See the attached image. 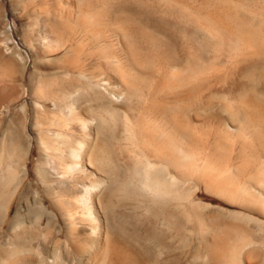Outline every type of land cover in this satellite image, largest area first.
Wrapping results in <instances>:
<instances>
[{
	"label": "rangeland",
	"instance_id": "1",
	"mask_svg": "<svg viewBox=\"0 0 264 264\" xmlns=\"http://www.w3.org/2000/svg\"><path fill=\"white\" fill-rule=\"evenodd\" d=\"M67 1H73L76 6L73 21L67 26L68 30L74 33L69 35L65 32L61 35L53 29L57 24L55 19L69 10ZM124 1L0 0V145L4 148V158L12 138H19L24 147V151L22 148L19 154L22 157L14 160L18 170L16 172L19 173V178L14 181L16 183L3 177L6 169L5 159L0 162V172L1 169L3 171L0 173V193H10L6 194L4 206L0 205V264H4L2 260L5 253L15 247H18L21 254L31 257L35 264H88L91 259L92 264L93 256L98 252L96 241L99 229V232L103 229L107 232V243L109 242L108 251L102 260L104 264H227L231 261H227L225 257L216 258L211 255L208 244L226 238L225 232L229 225L248 229L252 239L250 248L260 249L257 251L258 255L260 254L258 259H262L260 262L264 264V226L259 228L254 221L242 217L250 214L239 205L229 203L203 189L196 181L200 173L197 171L201 166L200 160L193 162L197 164L194 165L195 168L193 164H188L187 168H190L191 174L187 173L189 168L188 171H175L173 167L156 158L149 160L151 164H156L155 171L153 168L147 169L146 161L139 153L141 142L136 138L141 137L136 133L140 129L138 121L140 122V117L146 112L144 109H148L155 98L159 101L170 99L168 105L172 102L173 106L166 108L174 115H182V103L179 99L183 88H188L191 96L189 115L194 117L199 113L200 116L196 117L205 120L208 113L211 112L208 115H212L216 112L225 121L232 120L231 123L235 125L243 122L237 90L240 91L245 85L256 89L264 87V66L253 69L254 71L249 69L255 59L262 61L264 56L254 55V60L246 58V51H254L255 48L248 50L239 38L243 36V32L245 35L248 31L250 34V30L252 33L255 31L257 34L253 36L251 33V36L255 41L259 39L258 45H262L264 49V0H126L134 3L132 8L141 6L145 14L169 19L176 28L179 43H183L182 24H189L187 27L190 38L187 45L182 50L176 48V53L190 56V79L186 87L181 83V78L184 82L185 74L184 77H176V80L171 76L170 80V76L161 69L159 59L168 58L171 54L166 34L149 28L146 31L145 27V38L139 37L134 39L138 40L137 42L133 41V45L136 44L135 49L133 48V58L135 55L140 57L134 59L136 65L141 61L139 67L143 66L144 59L143 68L154 74L155 81L150 78H135L131 73H125L119 78L116 87H106L98 81L99 77H102L101 64L108 63L114 68L120 66L121 60V66L127 67L130 60L114 57L119 54L117 45H113L112 49L105 48L104 42H95L91 37L104 35L105 38V16L113 13L121 17L125 12L120 11ZM82 8H85L84 11ZM213 9H218V14L221 13L217 15ZM209 14L210 16L205 17ZM226 14L232 17L229 19ZM76 18L83 24L87 23L84 29L74 25L77 23ZM207 18L212 20L211 23ZM217 22L222 25L221 28ZM227 26L234 33L228 32L231 37L227 36V32L221 33ZM237 26L241 30L237 29ZM103 27L105 29H102ZM257 35L261 37L258 38ZM104 52H107L105 56ZM138 59L140 61H137ZM158 66L163 73L157 70ZM246 78L248 80L245 82ZM159 80L161 82L158 83ZM162 80L168 81L165 82L166 87L169 84L176 85H169L167 90L165 87L164 91L159 93L164 83ZM173 98H178L177 102ZM231 112L235 113L236 117L240 115L239 118H236L235 114L231 115ZM223 114L229 115L225 117ZM205 121L207 125L215 123L214 120L209 123L208 120ZM132 128L136 131H132ZM93 138H97V144ZM91 143L95 144L94 147L90 146ZM70 149L76 151L75 157H71ZM89 152L93 153L92 155L96 153L95 157L92 156L94 159L87 158ZM69 165L77 167L69 170ZM141 165L142 168L145 167L143 170ZM162 166L165 170L168 169L166 173L169 174L166 176L168 183L173 182L171 187V184L165 183L166 179H163L166 176L162 174ZM158 167L160 170H157ZM144 171H149L148 178L145 177ZM173 177L176 178L175 184ZM158 180L160 183L164 180L167 186L164 183L156 184ZM128 181L138 193L133 200V197H128L122 187L120 188V185ZM85 188L91 190L86 197V203L91 204L89 206L88 203L84 206V202H80L79 198L84 194ZM18 214L19 222L12 226V219L18 218ZM70 214L71 223L67 220ZM22 217L23 221L20 220ZM115 227L125 229V233L121 234ZM126 228L129 230L128 235L135 232L136 242L127 241ZM232 237V244L240 243V234L234 233Z\"/></svg>",
	"mask_w": 264,
	"mask_h": 264
},
{
	"label": "bare ground",
	"instance_id": "2",
	"mask_svg": "<svg viewBox=\"0 0 264 264\" xmlns=\"http://www.w3.org/2000/svg\"><path fill=\"white\" fill-rule=\"evenodd\" d=\"M67 2L69 3V1H67ZM121 3L122 2H120V4ZM123 3H122V6H121L122 10L120 9V11L123 12V10H124L125 12H123L124 14L121 17L119 15H113V13H111L112 15L109 13L108 15L105 16L104 21L106 23L105 25H106V32H107V35H105V38L103 37L104 35L102 37H100L99 35L98 36L95 35V38H93L91 36L90 37L92 38L91 40H94L95 42L96 41L98 43H100V42L103 43L104 42L103 44L105 45V48L108 47L110 49L111 47H113V45H117L118 48H119V51L117 50L119 52V54L118 55H114V57L118 56V57H115V58H121L123 60H124V58L127 59V60L129 59L130 60V62L128 61L129 62V66H127V67L121 66V63H120L121 60L120 59H119L120 60L119 61V65L120 66L119 67H114L113 68L108 63L101 64V66H103L101 68H103V69H102V72H101L100 76H102V77H99L98 81L101 82L102 83L101 85H103V86L111 87V85L112 86L114 85V87H116L117 83L119 82V78L123 77L125 75V73H131L135 78L136 77L137 78L140 77V78H143V79L150 78L151 80L154 78L153 77L154 74L151 71L149 72V71L144 70V68H145V66H144L145 62L143 61L144 59L142 60L143 66H141L142 67L141 68V67H139L141 65L140 64L141 61L139 60L140 57L139 56L137 57L135 55L134 56L135 58H133V55H134V52H135V51L133 52V50L135 49L134 47L136 46V44H135V46L133 45V41L137 42L138 40L135 41L134 39H137L139 37H142V38L144 37V34H145L144 30H145V27H146V31H147V28H149V29H151L153 31L160 32L161 34H166L165 36L168 39L167 42H169V46H170V49H171V54H170V56L168 58H163V57H161V55H159V57H161V58H159V59H161V62H160L161 69L165 72V74L168 75V77L169 76H170V78H171V76L175 77V79L173 78L174 80H176V77H180V78L182 76L184 77V74H185V78L183 79L184 82H182V78H181V83L182 84L184 83L183 85H185V87H186V85L188 84V81L190 79L189 78V73L191 71V65H190L191 63L189 62L190 56H187L184 53L183 54L181 53L180 55H178L176 53V48H178V49L180 48L182 50V48H184V46L187 45L186 43H187V41L190 38V31H189V29L187 27V25H189V24H186V23L182 24L183 25L182 26V28H183V34H182L183 39H182V42L183 43H179L178 36L175 33V29L176 28L174 27V24H172L170 22L169 19L166 18L168 20L167 21V20H165V18L163 16L156 17V16L145 14L144 12H142L143 10L141 9V6H139V5L135 6V7L133 6L134 8H132V5L134 4L133 2L131 3L130 1L128 2V1L125 0ZM183 6H185L184 3H183ZM67 7L69 8V10L68 11L66 10L67 12L64 15L62 14V16L59 13L60 16L57 19H55V20H57V24L55 25V29H53V30L55 32H57L58 34H61V35H62V33H65V32L70 35L73 32L72 30H68L67 26H68V24L71 21H73V12L75 11L76 6H75V3L72 1V2L69 3V6H67ZM188 7H187V9H189ZM190 8H192V6ZM84 9L85 8H82L83 11H84ZM218 9H220V8H218ZM218 9H216L217 11H215L213 9L214 12L217 13V15H219L221 13L220 12L218 14V11H219ZM227 9L228 8H226V10ZM155 13H156V11H155ZM215 13H214V15H215ZM114 14H115V12H114ZM120 14H122V13L120 12ZM210 14L206 15L205 17L210 16ZM227 15L228 14H226V16ZM221 16H220V18H221ZM227 17H226V19H227ZM230 17H232V15H230L228 18L230 19ZM208 18H207V20H208ZM210 18H214V17H210ZM185 19H187V18H185ZM222 19L223 18H221V20ZM235 19H236V17H235ZM74 20H75V18H74ZM213 20H215V19H213ZM218 20H220V19H218ZM104 21H102V22H104ZM174 21H175V18H174ZM211 21L212 20H210V23H211ZM76 22L77 23L74 24V25L78 26V28L80 27V28H83V29L85 28L84 25L87 24V23L83 24L82 22L78 21V19H77ZM218 22H217V24H218ZM223 22H224V20H223ZM219 23L221 24L222 22H219ZM218 25H216V27ZM223 25L225 26V24H223ZM241 25H239L240 28L244 30V28H242ZM219 26L221 28L222 25H219ZM239 26H237V29L241 30L239 28ZM73 28H74V26H73ZM231 28H233V27H231ZM102 29H105V27H103ZM224 29L228 30V31H225ZM224 29H223L224 32L223 31L221 32L222 34L223 33L226 34V32H227V36L229 35V37H231V35H230L231 33L234 34L233 32H231V30H229L230 28L228 29V26L225 27ZM103 31H105V30H103ZM234 31H235V29H234ZM242 31L239 32V33H241V35H242ZM101 33H100V35L104 34L105 32L102 33V34ZM247 33L244 35V32H243V36H240L241 39L238 37L239 40L242 41L241 44L242 45L245 44V46L248 48V50H251L252 48H255V49H257V51L255 52V49H253L254 51H246V53H245L246 58L248 57V58H251L250 60H254L253 59L254 55L256 56L257 54H259V56H264V54H263L264 53L263 46L262 45H258L259 44L258 43L259 39L257 41H255V39H253V36H255L257 34V32L255 34V31L252 33L251 30H250V34L249 33L247 34ZM251 33L253 34V36H251ZM259 34H261V33H259ZM258 35H257V37H258ZM234 36H236V35H234ZM237 36H238V34H237ZM160 37L164 38L161 35H160ZM236 37H235V39H236ZM260 37L261 36H259L258 38H260ZM152 38H153V36H152ZM262 39H263V37H262ZM146 40H148V39H146ZM144 41H145V39H144ZM236 41H238V40H236ZM262 42L263 41H261V44L264 43V42L263 43ZM137 44H139V43H137ZM166 46H167V43H166ZM245 46H243V47L245 48ZM115 49H117V48H115ZM185 50H187V49H185ZM101 53L102 52H100V54ZM106 53L104 54V56L106 55ZM240 53L242 54L243 52H240ZM188 54H190V53L188 52ZM241 54H239V55H241ZM112 56H113V54H112ZM240 57H242V56H240ZM137 58H139L137 61H140L139 65H136L137 63L135 64V60L134 59H137ZM240 59H242V58H240ZM243 59H244V56H243ZM131 60H133V62ZM258 60H261V59H259V58L255 59L254 60L255 62H253L252 64L249 65V69H251V70L258 69V68H261L262 66H264V60H262V61H258ZM158 61H157V63H158ZM125 62H123V63H125ZM157 63L155 64V66L157 65ZM145 65H147V64H145ZM114 66H116V65H114ZM160 66H158L157 70L160 68ZM123 68H126V69H123ZM151 68H153V67H151ZM161 69H159V71ZM162 70H161V72H162ZM158 72H156V74ZM106 77H107V79H106ZM164 78H165V76H164ZM94 79H95V77H94ZM262 79H264V75L262 76ZM103 80H105V81H103ZM153 80L155 81V79H153ZM170 80H172V78ZM177 80H179V79L177 78ZM247 80L248 79L246 78L245 82ZM250 80H252V77L250 78ZM217 81H218V79H217ZM151 82L154 83L153 81H151ZM159 82H161V80H159L158 83ZM163 82L164 83H162V85H161L162 86L161 87L162 90L158 91L159 93L161 91H164L163 88L166 87V85H165L166 81H163ZM169 85H172V84H169ZM175 85H176V83H174V85H172V86H175ZM178 85L181 86L180 84H178ZM183 85L181 87H183ZM227 85H229V84H227ZM158 86H160V85H158ZM167 87H166V90H167ZM257 88L258 89H256L255 87H246V85H245V86H243L240 89V91L237 90V93H239V100L241 102L240 104H241V108H242V111H240V109H238V112L240 111V113L242 112V114H243V122L241 124H239L240 122H238L235 125V123H231L232 122L231 119H229V120H231V122H228L227 120L225 121L224 118H222L221 116L217 115L216 112H215V114H212V115H208V114H211V112L208 113L207 114L208 117L205 118V120H208V123L211 120L212 121L214 120L215 123L213 125H211V123L209 125H207L205 120H203V119L200 120V118H197L196 116H200L199 113L198 114L196 113L197 115L194 116V117L189 115V112H190L191 106H192L191 105V100H190L191 96L189 94L188 88L187 89L183 88L182 89L183 91L181 93L182 95L180 94L181 97L179 99L181 101V103H182V105L180 106V109H181L180 113L182 114L181 116L174 115L171 112V110H168V109H170V108H168V106H170L172 104V102H171V104L168 105L169 102H170V99L168 100L169 101L168 102V101H165L166 99L164 100L163 97H160V96L159 97L162 98L164 101H161V99L159 101V99H157V98H155L153 100L152 99L153 97H152L151 98V100H153V101H151L152 104L150 105V103H149L150 106L147 105L149 108L148 109L146 108L147 110L144 109L146 112L145 111H144L145 113L142 112V114L144 113V115L141 116L142 118L140 117L141 120L138 117V119L140 120V122L138 121V124H139L138 128H140V129L138 131H136V130L135 131H136V133L138 132L140 134V136H141L140 139L138 138L139 136L136 137V138L138 139L139 143L141 142V144H140L141 148H139V149H141V151L139 150V153H140V156H142V158H144V160L146 161L145 163H146V168L147 169L148 168L149 169L153 168V170L155 171V166L154 165H156V164L153 165V164H151L149 162L150 159H155V158L159 159L161 161H164L168 166L170 165L171 168L173 167L175 171L179 170V169H180V171H181V169L182 170L187 169V171H188L189 167L187 168V166H188L189 163L193 164V166H194L195 163H193V162L194 161L196 162V161L200 160L201 161L200 169H198V167L196 168V170L198 169L197 171L200 172L199 174L197 172L198 175L196 177L197 178L196 181L199 182V184L203 187V189L205 191H207V192H210L212 194H215V195L223 198L224 200H226L229 203H234L235 205H239L240 207L245 209L250 215L242 216V217H244V218L246 217L248 220L254 221L255 223H257L256 225H258L259 228H260V227L264 226V102H263L264 101V87H261V88L257 87ZM156 90H157V88H156ZM171 90H172V88H171ZM177 91H178V89H177ZM169 92H171V91H169ZM179 92H181V91H179ZM155 96H156V94H155ZM172 97H173V95H172ZM173 99H175L176 102L178 100V98H173ZM180 101H178V102H180ZM240 104H238V105L240 106ZM174 105H175V103H174ZM210 105L211 104H209V106ZM236 105H237V103L234 104V106H236ZM171 106H173V105H171ZM239 106H238V108H239ZM172 108H174V107H172ZM141 109H140V111H141ZM230 110H231V108L228 110L229 113H230ZM232 110L234 112V109H232ZM233 112H231V115L233 114ZM228 115H226V116L224 115V116L227 117ZM238 116H240V115H237V117ZM235 117H236V114H235ZM136 119H137V117H136ZM238 120H241V119H238ZM135 123H137V122L135 121ZM91 124H92V122H91ZM84 126H86V125L84 124ZM135 126H136V124H135ZM133 129H135V128H132V131H134ZM136 138L134 139L135 141H137ZM18 139L12 138L11 142L8 143L9 146H8V149H7V153H5L6 154L5 158H4V153L2 152L3 149H4V148H2L3 145H0V162H3L2 159L4 158L5 159V163H6L5 171L3 172L2 169H1V172H3V174H5V176H3V177L7 178V180L9 182H14L15 180H17L19 178V176H17L19 173L16 172L18 170L16 169V165H15V161L14 160L19 158V157L20 158L22 157V156H19V154H20V152L24 151V147L21 144V142H23V141L20 142V140H18ZM93 139H95V138H93ZM93 139H91V140H93ZM96 139H95V141L93 140L94 143L96 142ZM135 141H134V143H135ZM95 144H97V143H95ZM95 144L92 145V143H91L90 146L92 145L94 147ZM22 148H23V150L21 151ZM69 153H70L71 157H75L77 155L76 151H74L73 149H70ZM92 154L93 153L88 154L87 158L90 159V157H92V156L95 157L96 156V153H94V155H92ZM97 154H99V153H97ZM161 161H160V163H161ZM20 165H22V164H20ZM163 165H165V164L163 163ZM0 166H1V164H0ZM195 166H194V168H195ZM18 167H19V165H18ZM76 167H77L76 165H69L68 169L70 170V169H74ZM165 167H167V166L165 165ZM141 168H142V165H141ZM143 168H145V167H143ZM143 168L141 170H143ZM163 168H161L162 174H165L163 176H166V174L168 175L169 173H166V172H168L167 171L168 167L166 168V170H165V168L163 170ZM137 169L139 170L140 168H137ZM158 169H159V167L157 168V170ZM153 170H152V173L154 172ZM135 171L136 170L134 169V172ZM144 172H146V171H144ZM157 172H159V171H157ZM182 172L187 177V174L184 171H182ZM148 173H149V171L146 172V176H145L147 178H148V176H147ZM159 173H161V172H159ZM170 173H172V172H170ZM187 173H190V168H189V172H187ZM20 174H21V172H20ZM180 174H178V175H180ZM160 176H162V175H160ZM182 176H184V175H181V177ZM169 177H168V180H169ZM177 177H179V176H177ZM144 179H146V178H144ZM163 179L164 180L166 179L165 183H168L167 176L164 177ZM159 180L157 181L158 183L156 182V184H159L161 182ZM175 180H176V178H174V184H175ZM163 181H162V183H164ZM14 183H16V182H14ZM162 183H160V184H162ZM172 183L173 182L168 183L169 185L171 184L169 187L173 186ZM1 184H2V182H1ZM3 186H4V184H3ZM164 186L161 185V187H164ZM5 187H6V183H5ZM8 187H11V186H8ZM15 187H16V185H15ZM121 187L124 190V192L127 194L128 197H133L132 200L134 199L135 194H138V193L135 192L134 189H132V186L129 183V181L128 182H124L122 185H120V188ZM157 187H159V186L157 185ZM7 188H5V189H7ZM153 188L156 189V187H153ZM165 188H167V187H165ZM10 190H12V189H10ZM10 190H8V192ZM165 190L167 191L169 189H165ZM88 191H91V190L88 189V188H85L84 189V194L79 197L80 198V202L81 201L84 202L83 203L84 206H86V204L88 203V202L86 203V201H88L86 199L87 194L89 193ZM4 192L5 193H0V202H1L0 205L1 206H4L3 202L7 199L6 196L8 194H10V193L7 194L6 191H4ZM159 193L161 194L162 192H159ZM165 193H164V195H165ZM170 195H172V194H170ZM10 197L8 196V198H10ZM136 198H137V196L135 197V199ZM89 200H91V199H89ZM98 203H96V204H98ZM89 205H91V204L88 203V206ZM135 210L136 209H134V211ZM169 213H170V211H169ZM240 215L241 214H239V216ZM19 216L20 215L18 214V218L15 217V218L12 219V222H11L12 226H15L19 222ZM69 216L70 217L67 220H69V222H70L71 221L70 219H72L71 218L72 215L70 214ZM167 216L169 217V215H167ZM168 217H166V219H168ZM172 219H174V218H172ZM20 220L23 221V217ZM167 221L170 223L171 219H170V221L169 220H167ZM170 225L172 226V224H170ZM237 226L229 225L227 227V229H226L227 231L225 232V237L226 238H221V240H219V241H217L215 243H209L208 244V250L211 252V255L213 257H216V258L225 257L227 261H231V262H227L226 261L227 264L228 263H233V264H262V262H260L262 259L260 261L258 259V256L260 257V254L258 255V253H257V251H259L260 249L257 250V249H255L256 247L254 248L255 250L250 248V246L252 245V241H251L252 239L249 236L250 233L247 232L248 229L245 230V228H244V230H243L242 226L241 227H237ZM103 228L104 227H102V229ZM115 228H118L117 230H120L119 232H121V234H123V232L125 230V229H123L121 227H115ZM103 230L101 232H99L100 231V229H99V231H98L99 235H98V239L96 241V244H97V247H98V252L93 256L94 258H93L92 264H100L101 262L103 263L102 260H103V258L105 256V253L108 251L107 249H108V243L109 242L107 243V241H108L107 240V232H105ZM126 230H127V228H126ZM250 232H251V230H250ZM73 233H74V231H73ZM128 233H129V230H127L126 234L128 235ZM134 233L135 232H133V233L131 232L130 233L131 235L125 236V237H128L127 238L128 242L130 241V242L134 243V241L136 239L135 236H137ZM146 233H148V231ZM234 233L240 234V236H241V239H240L241 241H240L239 244H237L236 242H234L236 244H232V241H234L232 239L235 238L234 236H233L234 238L232 237V234H234ZM252 233H254V232H252ZM73 236H71V237H73ZM237 237H238V235H237ZM141 242L142 241H140V243ZM75 243H76V241H75ZM138 243H139V241H138ZM253 246H255V245H253ZM119 251H121V250H119ZM119 251H117V252H119ZM111 254H113V253H111ZM116 256L118 257V255H116ZM123 256L125 257L126 255H123ZM130 257H132V256H130ZM133 257H135V256H133ZM91 260L90 261L88 260L89 261L88 264H91ZM185 260H186V258H185ZM2 261H4V264H35V262L32 260L31 257L21 254V251H19L18 247H15L11 251L6 252L5 256H4V260H2ZM222 261H224V260L222 259ZM222 261L220 263H222ZM53 262H54V260H53ZM175 262H176V260H175ZM45 263H47V261ZM47 264H55V262L54 263H49L48 262Z\"/></svg>",
	"mask_w": 264,
	"mask_h": 264
}]
</instances>
